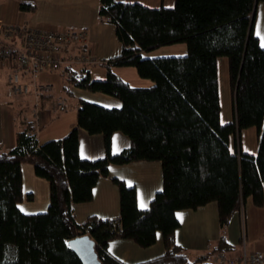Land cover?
<instances>
[{"label": "trees", "instance_id": "1", "mask_svg": "<svg viewBox=\"0 0 264 264\" xmlns=\"http://www.w3.org/2000/svg\"><path fill=\"white\" fill-rule=\"evenodd\" d=\"M258 4L264 8V0H174L172 7L100 0L98 16L113 24L121 51L106 62L104 79H91L82 69L81 79L72 83L110 95L120 106L79 98L76 126L63 138L38 143L33 124L25 122L16 132V145L0 151V264H82L68 246L81 235L94 240L103 264H127L107 253V243L124 238L146 248L156 242L158 232L163 254L134 264H218L213 254L229 256L234 248L224 233L209 253L190 256L175 240L180 225L175 213L216 202L219 226L225 229L247 199L256 207L264 205V48L254 32ZM20 8L32 10L33 5L22 2ZM0 37L5 42L17 39ZM4 43L0 45L17 51ZM179 43L186 46L183 56H142ZM222 56L227 58L233 100L228 123L220 120L217 60ZM114 67H133L152 84L131 86ZM79 128L102 134V158L80 157ZM250 128L257 131L256 153L240 146L241 131ZM114 132L130 140L128 148L115 154ZM132 161H157L162 166V189L149 208L138 207L133 186L113 178L119 191L118 217L90 216L77 223L72 204L92 199L94 186L108 175L110 165ZM23 162L49 182L44 212L24 213L19 208L25 198Z\"/></svg>", "mask_w": 264, "mask_h": 264}, {"label": "crops", "instance_id": "2", "mask_svg": "<svg viewBox=\"0 0 264 264\" xmlns=\"http://www.w3.org/2000/svg\"><path fill=\"white\" fill-rule=\"evenodd\" d=\"M119 1L136 2L149 7L164 6V0ZM22 2L31 3L33 5L32 10H22L20 8ZM148 3L154 4L150 5ZM99 5L100 0H0V21L8 25L18 24L45 29L76 31L85 29L87 36L81 48L99 61L95 65L100 64L103 66L105 78V64L110 58L120 53L121 45L115 36L113 24L100 20L98 16ZM4 42L0 37V43L3 44ZM5 43L18 46L16 38ZM172 46L174 49L176 48V56H183L186 53L185 44L179 43ZM95 65H86L85 67L77 65L73 66L72 69L66 68L54 72L43 70L40 72L39 81L47 84L50 89L40 94L39 97L31 94L22 97L11 93L7 84L11 65L6 60L0 59V151L7 152L16 145V132L25 122L33 124L38 143L63 138L76 126V110L79 101V98L74 99L71 97L76 106L75 112L69 114L68 112L73 106L69 102L71 98L69 100L66 97L71 93L72 87H74L72 88L73 91L83 90L73 85L72 81L74 80L70 78V71L78 72L81 75L80 71L85 69L91 79H104L92 77L90 67ZM120 68L128 67H114L113 71L116 73V69L119 70ZM53 75H57L60 81H63L62 90L68 95H63L61 89L60 94L55 91L52 82L49 81ZM119 77L122 79L121 76ZM122 80L129 84L126 80ZM144 80V86L152 84L150 80ZM92 94L100 99L101 102L98 104L102 106H120L115 101L118 99L110 95L99 92ZM58 99H60L58 103L55 102ZM78 134L80 157L95 160L105 155L102 134L90 135L81 128H79ZM129 146L130 140L125 134L121 132L113 133L111 138V152L113 154ZM21 172L25 198L19 204L20 210L24 213L44 212L50 199L49 182L36 176L33 166L27 162L21 164ZM113 178L122 180L127 186H133L136 191L138 207L147 209L155 194L162 189V166L157 161H132L123 165H110L108 175L100 178L94 186L92 199L88 202L72 204V214L77 223L85 222L90 216H97L102 220L118 217L119 191L112 181ZM29 196H31V199H29ZM247 200L242 208L244 209L243 221L242 212H236L228 221L225 229H221L219 226L216 202H210L197 209L176 211V218L180 224L175 231L176 242L190 256H200L209 253L220 235L224 233L228 243L234 248L228 255L237 256L241 254L243 247L242 228L244 226L246 253L248 255L264 254V220H260V229L251 228L248 231L246 213L250 207L248 209L245 207ZM258 208L263 209L264 205ZM106 250L114 259L127 264H134L162 255L164 245L162 235L158 232L156 242L149 247L142 248L129 239L114 238L107 243Z\"/></svg>", "mask_w": 264, "mask_h": 264}, {"label": "built area", "instance_id": "3", "mask_svg": "<svg viewBox=\"0 0 264 264\" xmlns=\"http://www.w3.org/2000/svg\"><path fill=\"white\" fill-rule=\"evenodd\" d=\"M0 34L4 37L16 36L17 51L0 45V59L11 65L7 84L14 95L27 97L30 94L39 97L48 91L47 84L39 81L41 71L54 72L60 69H72L73 66L95 65L99 61L90 56L82 45L87 31L56 30L40 27L8 25L0 21ZM13 64L16 67H13ZM70 78L79 81L81 75L70 71ZM211 259L218 264H264V254L248 255L244 249L237 258H230L224 252L216 253Z\"/></svg>", "mask_w": 264, "mask_h": 264}, {"label": "rangeland", "instance_id": "4", "mask_svg": "<svg viewBox=\"0 0 264 264\" xmlns=\"http://www.w3.org/2000/svg\"><path fill=\"white\" fill-rule=\"evenodd\" d=\"M150 5H153L154 3H148ZM174 5V0H164V6L165 7H172ZM254 32L260 39V44L262 48H264V8L261 6V4H258L255 8V17H254ZM174 45V44H173ZM172 45H166L159 48H156L151 51H144L142 52V56L144 58H156V57H165V56H176L175 49L173 50ZM91 74L93 78H104L105 71L103 66L95 65L93 67H90ZM116 73L122 77V79L126 80L130 85L132 86H144V79L140 78L136 72V69L133 67L128 68H120L119 70L116 69ZM99 76V77H98ZM217 76H218V91H219V99H220V120L222 123H228L232 120L233 117V100H232V94L229 84V77H228V63L227 58L225 56L219 57L217 60ZM53 78V79H52ZM49 81L52 82L55 91L60 94V89L63 92V95H68L65 91L62 90V85L64 84L63 81L59 79L57 75H53ZM71 87V86H70ZM74 88V87H72ZM71 88V93L66 97L67 99L73 97L74 99L83 98L87 99L90 102L99 103L101 102L100 99H98L96 96H94L92 93L85 91V90H78L73 91ZM73 98L69 102L72 104V108H70L69 114H73L75 111L76 103L74 104L72 101ZM60 99L56 100L55 102L58 103ZM120 104L119 100H115ZM74 104V105H73ZM41 136V134H39ZM257 131L255 128L245 129L241 131L239 140H240V146L243 151L256 153L257 152ZM231 146L233 148V140L231 142ZM250 199L247 200V203L245 207L248 209L246 213V223L248 231H250L251 228H261V222L260 220H264V208H256L252 206ZM20 208V207H19ZM22 209V208H21ZM251 209V210H250ZM242 209V221L244 218ZM243 232H242V251L245 249V230L243 226ZM241 251V252H242ZM237 256H230V258H237ZM238 264V263H235Z\"/></svg>", "mask_w": 264, "mask_h": 264}, {"label": "water", "instance_id": "5", "mask_svg": "<svg viewBox=\"0 0 264 264\" xmlns=\"http://www.w3.org/2000/svg\"><path fill=\"white\" fill-rule=\"evenodd\" d=\"M251 17H253V14ZM68 246L78 256L82 264H103L95 250V242L89 235H81L70 239Z\"/></svg>", "mask_w": 264, "mask_h": 264}, {"label": "snow or ice", "instance_id": "6", "mask_svg": "<svg viewBox=\"0 0 264 264\" xmlns=\"http://www.w3.org/2000/svg\"><path fill=\"white\" fill-rule=\"evenodd\" d=\"M143 206V205H142Z\"/></svg>", "mask_w": 264, "mask_h": 264}]
</instances>
